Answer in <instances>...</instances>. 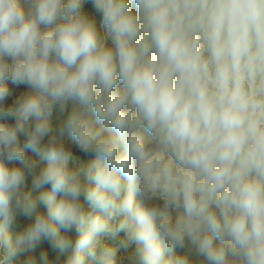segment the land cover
I'll use <instances>...</instances> for the list:
<instances>
[{
    "label": "clouds",
    "instance_id": "obj_1",
    "mask_svg": "<svg viewBox=\"0 0 264 264\" xmlns=\"http://www.w3.org/2000/svg\"><path fill=\"white\" fill-rule=\"evenodd\" d=\"M0 120V264H264V0H0Z\"/></svg>",
    "mask_w": 264,
    "mask_h": 264
},
{
    "label": "rangeland",
    "instance_id": "obj_2",
    "mask_svg": "<svg viewBox=\"0 0 264 264\" xmlns=\"http://www.w3.org/2000/svg\"><path fill=\"white\" fill-rule=\"evenodd\" d=\"M27 7V6H25ZM84 10L86 12H88L90 15H95L94 12H93V9H92V6L91 4H88L86 3L84 5ZM97 18V21H99V17H96ZM110 43V41H109ZM8 86L10 88V92H11V95L7 98L6 100V103H12V101L18 96L20 95L22 92L26 91V86L25 85H19V86H16V85H13L10 81L8 82ZM71 107V104L69 103V109ZM67 115V111L64 112V113H61L58 109L55 110L53 112V116H52V119H53V123H57L59 120L63 119L65 116ZM4 121L3 120H0V123H3ZM66 145L68 146H71V149H72V153H73V156L72 158L69 160V167L72 168V169H80L81 167H86L88 163H90L91 161H93L95 159V157L93 155H87L85 153H82L80 152L77 148H76V145H75V142L69 138L67 135H65L64 137L61 138ZM124 150V145L123 143L121 144V151ZM26 156L30 159H34L38 162V170L39 168H43L46 166V161H43L40 159L39 156H37L36 154L32 153L30 150L26 152ZM5 164L8 166V167H16V166H19V162L17 161H13V162H8L7 160H5ZM32 176L31 175H28L26 177V185H25V188H24V191H31L32 192V195L34 197H38L40 192L41 191H44V190H50V185H46L43 189H33L32 188ZM82 180H83V177H81ZM121 181H122V186H123V189H122V193H121V198L123 197V195H125L128 191V188L130 186L129 184V181L124 178V177H121ZM136 200L138 202H142V198L137 194L136 195ZM61 199V195L58 194L57 195V201ZM81 203H83L86 211H88L89 213H91L92 215H101L102 217L103 216H106V213L104 212H101L99 209H93L91 207V205L84 200L83 196H81ZM43 210V209H41ZM175 215V213L173 214ZM3 218L0 217V222H2ZM29 218L21 215V214H17L16 216V219L15 221L10 224L8 226V231L9 233L11 234L13 240H15V237L16 235L29 223ZM115 223V222H113ZM61 233L63 234V229H61ZM124 236V233L120 232V233H116L115 235H112V234H109L107 236H101L99 237V239L101 240L102 243L104 244H107L113 248H118V245H119V241L123 238ZM41 249H47L49 251V254L50 256H54L56 255V253H53L48 242L45 241L43 242L38 248H37V254L39 253V251ZM121 253L118 251L117 255L119 256ZM182 254V250H179L177 249L176 252H175V255H181ZM65 255L66 254H63L61 255V260H63L65 258ZM86 256V254H85ZM167 256V254H166ZM86 261L88 262V264H96V262H92L90 261L89 258H87L86 256ZM10 264H17V261L16 260H13L10 262Z\"/></svg>",
    "mask_w": 264,
    "mask_h": 264
}]
</instances>
